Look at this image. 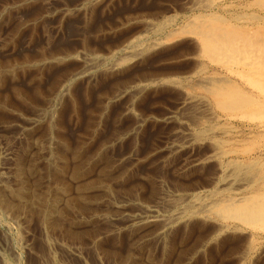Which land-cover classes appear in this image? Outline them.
<instances>
[{"label":"rangeland","instance_id":"rangeland-1","mask_svg":"<svg viewBox=\"0 0 264 264\" xmlns=\"http://www.w3.org/2000/svg\"><path fill=\"white\" fill-rule=\"evenodd\" d=\"M263 72L264 0H0V264H264Z\"/></svg>","mask_w":264,"mask_h":264},{"label":"bare ground","instance_id":"bare-ground-1","mask_svg":"<svg viewBox=\"0 0 264 264\" xmlns=\"http://www.w3.org/2000/svg\"><path fill=\"white\" fill-rule=\"evenodd\" d=\"M82 73V72H81ZM248 73V72H247ZM254 73V72H253ZM259 73V72H258ZM264 73V72H263ZM262 74V73H261ZM263 75V74H262ZM212 84V83H211ZM261 96V95H260ZM240 111V110H239ZM33 209V208H32ZM2 212V211H1Z\"/></svg>","mask_w":264,"mask_h":264}]
</instances>
